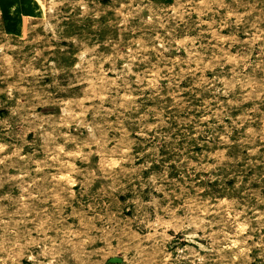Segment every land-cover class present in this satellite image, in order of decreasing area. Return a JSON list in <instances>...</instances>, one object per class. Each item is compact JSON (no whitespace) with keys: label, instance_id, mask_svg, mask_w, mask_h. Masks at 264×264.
Here are the masks:
<instances>
[{"label":"rangeland","instance_id":"374dc122","mask_svg":"<svg viewBox=\"0 0 264 264\" xmlns=\"http://www.w3.org/2000/svg\"><path fill=\"white\" fill-rule=\"evenodd\" d=\"M0 264H264V0H0Z\"/></svg>","mask_w":264,"mask_h":264}]
</instances>
